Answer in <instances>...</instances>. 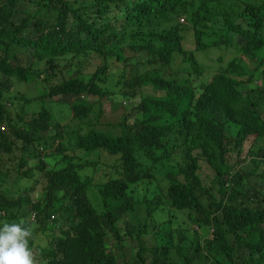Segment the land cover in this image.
Wrapping results in <instances>:
<instances>
[{
  "label": "trees",
  "instance_id": "1",
  "mask_svg": "<svg viewBox=\"0 0 264 264\" xmlns=\"http://www.w3.org/2000/svg\"><path fill=\"white\" fill-rule=\"evenodd\" d=\"M20 1L0 0V222L30 226L33 264H127L112 239L138 264H264V0Z\"/></svg>",
  "mask_w": 264,
  "mask_h": 264
},
{
  "label": "rangeland",
  "instance_id": "2",
  "mask_svg": "<svg viewBox=\"0 0 264 264\" xmlns=\"http://www.w3.org/2000/svg\"><path fill=\"white\" fill-rule=\"evenodd\" d=\"M20 5L22 7H26L28 5V0H21L20 1ZM17 15H19L18 17H20V18L22 17V15H20V14H17ZM234 41L238 42L241 45L244 44V39L241 38V37L234 38ZM223 52H224V50H222V49H213V50L210 49L206 53V56L205 57H203L202 53H198L197 54V58L201 62H203L205 64H209L211 62V59L210 58L215 59L220 53H223ZM224 53L227 54L225 56L226 59L231 58L232 53H231L230 49H227ZM20 57L21 58H18V59L19 60H22L23 62H27L29 60V58H30L28 55H26L24 53L22 55H20ZM179 60H181V59H178V61ZM62 63L64 65H66V60L62 59ZM211 63H213V62H211ZM98 64H100V60L99 59H96V58L92 59V61L90 62V64H88L89 66H87V68L85 69V72L86 73H89L93 68L95 69ZM254 64H255V62L252 63V65H254ZM120 67H123V66H120ZM72 73L73 72H70V74H72ZM259 82L261 83V81H259ZM27 86L31 88L30 91H27ZM37 86L42 89L44 87V84L43 83H38ZM245 86H248V85H245ZM16 90H20L22 92L25 91V92H27L31 96H34L37 93V88H36L35 85H33V87H31V86H29L27 84L25 85V84H22L20 82H17L16 83V86H15V90L14 91H16ZM71 99H72V97H64V96H62V97L61 96L60 97H55V100L56 101L65 102V103L70 102ZM60 102H57L58 105H56V108H55L54 111H58L57 115L63 117V116H66L67 113H66V111H64V108L61 107V105L63 106L64 104H61ZM129 103H130V101H128L126 104L129 105ZM124 106H125V103H124ZM14 110L16 111V109H14ZM107 113H109V115L106 116V117H108V119L111 118L114 121L117 120V117H118L119 113H118L117 117H116V113L115 112H112L111 110L107 111L106 114ZM263 113H264V111H263ZM32 116H33V110H30V112L26 114V117H27V119H30ZM78 121L79 120L72 119V115L70 114L66 118L62 119L61 120V123L70 124V128L71 129H74V128L76 129V124L79 126V128L81 130H84V129L87 128L86 127L85 120H82V121H79V122ZM77 130H76V132H78ZM53 131L49 132L48 134H52L53 135V133H55ZM66 131H67V129H66ZM66 131L64 132V138H65L64 141H65V144H70L71 143V137L74 135V133L71 136L70 134H67ZM17 152H18V150H17ZM90 156H93V154L91 153ZM1 157H3V160L5 161V163H11V161L8 158L7 155H2ZM93 157H95V156H93ZM159 179H161V178H159ZM159 179L152 184L153 190H155V187L157 186V182L159 181ZM42 183L43 182L41 180H39V182H37L34 185V189H32L33 190V194H36L37 192H39V190L41 188H43L42 187L43 186ZM144 187H145V185H142L138 189L140 191H142ZM159 216L161 217V215H159ZM178 222L182 223V225H187L188 224L186 222L183 223L182 222V219H178ZM119 225H122V223H120ZM177 225H178L177 224V220H175V222L173 224V227H177ZM33 227H34V225H33ZM57 230H58V228H57ZM145 238H146V243L149 244V246L154 245V244H152V243H154L153 242L152 233H148L146 236H144V240H145ZM48 240H49V238L48 237H45V233L42 232V233H39V235L37 237V242L35 244H39L42 247H45V246H47L49 244L48 243ZM114 242H116V240L112 239V247L115 249V252L116 253H119V252L123 251V253H124V259L127 262V264H138L139 263L138 262V259H137V256H135V253H136V251L139 248V246L136 244V242H132V241L126 239L125 241H122L121 242V249H119V250L116 249V244ZM122 261H123L122 258H119V263L120 264H122Z\"/></svg>",
  "mask_w": 264,
  "mask_h": 264
},
{
  "label": "clouds",
  "instance_id": "3",
  "mask_svg": "<svg viewBox=\"0 0 264 264\" xmlns=\"http://www.w3.org/2000/svg\"><path fill=\"white\" fill-rule=\"evenodd\" d=\"M31 235V228L24 220L0 222V264H33Z\"/></svg>",
  "mask_w": 264,
  "mask_h": 264
},
{
  "label": "built area",
  "instance_id": "4",
  "mask_svg": "<svg viewBox=\"0 0 264 264\" xmlns=\"http://www.w3.org/2000/svg\"><path fill=\"white\" fill-rule=\"evenodd\" d=\"M35 216V213L33 214V217Z\"/></svg>",
  "mask_w": 264,
  "mask_h": 264
}]
</instances>
